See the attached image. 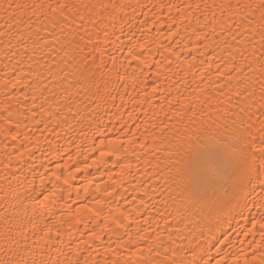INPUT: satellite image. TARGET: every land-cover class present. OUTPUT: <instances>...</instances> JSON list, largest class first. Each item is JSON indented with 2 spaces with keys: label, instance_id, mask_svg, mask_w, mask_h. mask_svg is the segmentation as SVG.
<instances>
[{
  "label": "snow or ice",
  "instance_id": "snow-or-ice-1",
  "mask_svg": "<svg viewBox=\"0 0 264 264\" xmlns=\"http://www.w3.org/2000/svg\"><path fill=\"white\" fill-rule=\"evenodd\" d=\"M165 11L172 44L161 43L169 55H160L165 66L179 61L185 51L181 29H190L196 43L187 49L185 61L192 81L160 80L161 63L135 38L137 13L143 17L138 21L143 29L154 26L152 17ZM189 17L195 26H186ZM0 47L17 65H25L13 67L11 79H0L5 88L23 89L18 95L5 93L6 104L0 101V131L10 135L16 151L15 156L6 154L0 174V264H264V0H0ZM197 60L199 68L193 72ZM153 68L155 80L149 85L144 73ZM129 81H139L145 104L160 95L161 84L169 97V88L175 89V97H166L158 106L163 119L151 124V132L138 123V116L121 111ZM130 99L136 106L141 103L137 97ZM134 143L141 152L147 149L146 173L152 170L148 175L153 183L145 180L134 188L139 200L133 210L145 219L129 232L124 223L128 217L109 212V232L123 231L124 236L109 243V257L90 260L93 252L99 254L93 245L103 243L108 227H100L105 211L98 206L101 202L90 206L88 187L83 188L85 202L77 211L86 215L75 218L81 237L76 242L75 233L55 227L51 198L58 190L61 199L65 194L72 199L73 193L80 199L75 174L97 163L88 162L97 150L99 160L115 157L121 175L125 170L131 174L127 157L140 158ZM73 144L75 159L69 154L70 163L58 162L51 171L42 160L38 176L35 165L28 167L25 161L37 152L51 158L49 163L63 161L61 153ZM13 160L28 167L30 180H21L23 168L12 171ZM22 184L30 186L25 187L30 195L20 191ZM115 186H106L104 195L127 199L126 189L109 190ZM158 193L166 199L155 200ZM238 217L247 221L240 243L250 251L224 253L223 248L236 247L226 237ZM93 219L97 224L90 228ZM160 219L165 227L157 232Z\"/></svg>",
  "mask_w": 264,
  "mask_h": 264
},
{
  "label": "bare ground",
  "instance_id": "bare-ground-1",
  "mask_svg": "<svg viewBox=\"0 0 264 264\" xmlns=\"http://www.w3.org/2000/svg\"><path fill=\"white\" fill-rule=\"evenodd\" d=\"M133 3L136 2V0H132ZM144 3L151 4L152 2H160V0H143ZM164 2H167V0H164ZM176 3H181L182 0H174ZM195 2V0H193ZM208 2H211V0H208ZM219 2V0H217ZM175 15V13H173ZM195 15H199V13H195ZM151 16V14H150ZM143 17L137 13L136 14V21L134 23L137 24V27L134 29L136 32V39L141 40V42L146 43L150 48L152 55L156 58L157 61L161 63V68L159 69L161 75L159 77L160 80L168 79V83H178L181 81V79H184L185 81H192L193 77L189 74L187 63L185 61V57L187 56V49L192 48L193 45L196 43L194 40V37L191 35V31L189 29V32L183 33V29H181L182 34L185 36V39L181 40V47L185 48V51L181 53V58L179 61H176V63L172 64L171 66H165L164 60L162 59L160 53L163 52L164 56H168L166 49H161L160 44L163 43L166 47L170 44H172L171 39H167L169 36V30L167 28L168 23V13L165 11L164 13L160 14L159 16L152 17L155 20V25L149 24L147 27H144L143 29H140V26L138 24V21L142 19ZM163 25V27L161 26ZM191 25L195 26V21L189 17V20L186 21V26ZM175 27V26H174ZM151 29V31H149ZM13 45H15V41H13ZM13 51L15 48L12 49ZM217 52H219V49H217ZM174 59V58H173ZM197 65L196 68H193V72H197L199 68L198 60L193 62ZM9 64V67L5 69L4 65ZM24 64L17 65L16 59L6 55V50L3 47H0V79H11L12 76L15 75V73L12 71L13 67L20 68L24 67ZM35 67V65H33ZM133 67H135V64H133ZM213 72L214 76V69L210 70ZM156 72V69L153 68L152 72H145L144 75L148 77L147 83L151 85L154 80L155 76L153 73ZM131 75V71L129 73ZM140 79H143L142 77ZM159 82V81H157ZM203 87V85H201ZM165 85L161 84V93L158 97H153L151 104H145L142 101V98L139 97V93L143 90L141 84L139 81L133 82L129 81V87H128V94L124 98V108L121 109L122 112H131L133 115V118H137L138 116V123L143 124L144 127L149 128V131H152L151 124L152 123H158L160 119H163V116L160 115V109L158 106H163L165 104V98H174L176 93L175 89L169 88V91L172 93V96L169 97V92L163 91ZM23 89L17 86L15 90H11L9 88H5L2 85H0V101H4L5 104L7 101L4 100L5 93H8L9 95H18L20 92H22ZM150 91V88L148 89ZM181 98H183V89H181ZM130 97H137L138 99H141V103L139 106H136ZM120 102L117 101V107H119ZM15 108V104L13 105ZM116 108L111 109V113H115ZM3 113L0 112V115ZM124 119H128L127 115L124 116ZM105 122H107V117L105 118ZM113 123L116 125L117 128H119V122L118 120L114 119ZM132 131H135V127L132 128ZM141 132L144 131V128L142 127L140 129ZM114 133H110V137ZM38 135V133H37ZM139 135V133L137 134ZM51 139V137H49ZM69 142H71V137L69 138ZM61 144H65V140H60ZM76 143H79V141H76ZM8 144L7 149H3V145ZM18 147V144H17ZM132 149L136 151L137 156H139V159H136V157L129 154L127 159L132 162V169L131 174L128 173L127 170L124 171L123 176L121 175V165L120 162L116 161L115 157H105L104 160H99V150L97 152L92 153L89 158V163H93V161H97L93 165L92 168L88 169L86 173H76L75 174V180L73 181V184L75 187L81 189V195L80 199L77 200L75 198V193H73L72 199H69L67 197V194H65L64 198H60L59 191L57 190V195L55 197L51 198L50 204H49V210L52 213V219L55 223V227H58L61 229L62 232H69L75 233L74 240L76 242H79L81 240V237L79 233L76 231L75 226V218L79 216L86 215L83 211H77L80 209V206L85 202L83 198V188L85 186L88 187L89 190V197L88 202L90 203V206H97L94 205L92 202L94 201H100L101 203L98 205L99 207H103L105 211L101 214L100 220V227L104 228V225L107 224V228H104L103 235V243L97 242L95 245H93L94 248L99 249V254L97 252H93L92 256L90 257V260L100 262L105 257H109L110 254L106 251L107 246L110 242H114L120 237L124 236L123 231H117L115 234L112 232H109V228L113 227L112 224V216H119L120 213H124L125 217H128V219L124 220V223L129 225L128 231L134 232L135 226L137 223L142 224L145 217L137 214L133 209L136 204H138V194L136 191H134V188L136 187L138 182H143L145 180H149V173H151V169L147 170L145 169V165L147 160L149 159L147 155V149L141 150L138 147V144H133ZM85 153H87V149H84ZM7 153H12L13 156L16 155V151L13 148V142L10 140V135L7 132L0 131V174L4 173V166L3 161L6 158ZM69 154L73 155V159H75V145L73 144L69 150H66L65 152L61 153V155L64 156V160L60 161L57 159H52L51 163L48 162L51 158H43L42 154L40 152H37L35 156L29 158L25 157V161L28 165V167H31L32 165H35V172L37 176L43 169L40 167L42 160L43 164L48 167V169L54 170L55 164L58 162L61 163H70L67 160V156ZM82 159V157H81ZM79 163V161H77ZM21 167L24 169L23 174L21 175V180L23 181L25 176L28 177V179H31V173L28 172V167H25L23 164H18L17 161L13 160V167L12 171L16 172L17 168ZM75 167V165H73ZM70 171L72 169H69ZM20 175V173H17ZM49 173L45 172L44 175L47 176ZM111 177V179H109ZM89 181H92L91 185H89ZM150 183H153V181L149 180ZM37 185L39 184V179L36 181ZM115 183L114 189H109L110 191H124L125 196L127 199H120L119 197H107L104 195V188L110 184ZM162 184L163 182L160 181ZM123 185L121 188L120 185ZM46 186L48 188L52 187L51 182H47ZM25 187H30L29 185L22 184L20 187V191L24 193L25 196L30 195V193L25 192ZM59 188V185H57V189ZM97 188L100 189V191H97ZM142 195V194H140ZM136 197V199H133ZM42 197H36V199H41ZM166 199L165 196H162L161 193H158L155 197V200L160 199ZM159 206V205H158ZM111 212L112 216H109L108 213ZM129 214H131L129 216ZM155 216L156 214L153 213ZM252 215H255V211H253ZM105 217L107 219L105 220ZM171 220V218H169ZM197 218L194 217V221ZM89 227H94L97 224V220H89ZM160 228L156 229L157 232L163 231L165 227V222L163 219H160ZM174 224L175 221H172ZM246 220H241L239 217L237 218V223L235 228L232 230L231 234L226 237V239H231L232 243L236 245L235 248H232L231 246L225 247L222 249L224 253L231 254L235 253L237 249L243 248L246 251H250L249 246L247 244H241L240 241L244 240V237L240 234V230L243 229L246 225ZM152 227H156L155 220L152 221ZM80 231H84L83 228H80ZM97 231L99 232L100 229L97 228ZM135 238V237H134ZM84 239H87L85 236ZM65 240L67 241V237H65ZM83 247V246H81ZM112 247H115V243H112ZM121 255H127L125 253L124 249H120ZM220 257H217L219 259ZM229 264H231V261L229 260Z\"/></svg>",
  "mask_w": 264,
  "mask_h": 264
}]
</instances>
